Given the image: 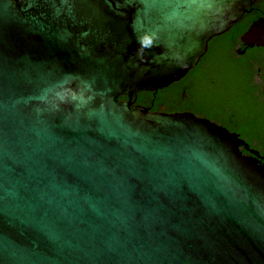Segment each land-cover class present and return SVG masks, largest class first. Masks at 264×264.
Wrapping results in <instances>:
<instances>
[{
  "label": "water",
  "instance_id": "obj_1",
  "mask_svg": "<svg viewBox=\"0 0 264 264\" xmlns=\"http://www.w3.org/2000/svg\"><path fill=\"white\" fill-rule=\"evenodd\" d=\"M256 1L0 0V264H264L258 153L133 101Z\"/></svg>",
  "mask_w": 264,
  "mask_h": 264
},
{
  "label": "trees",
  "instance_id": "obj_2",
  "mask_svg": "<svg viewBox=\"0 0 264 264\" xmlns=\"http://www.w3.org/2000/svg\"><path fill=\"white\" fill-rule=\"evenodd\" d=\"M251 9L229 32L209 43L205 58L224 59H201L197 68L181 82L158 93L141 92L133 97L135 104L149 107L151 99L156 98L152 110H159L161 105H165L172 111H190L240 133L252 147L264 154V90L254 84L259 69L262 70L264 83V50L250 52L247 59H235L232 54L241 35L253 22L264 17V8L260 11ZM229 57L234 58L226 59ZM184 89L186 98L180 103ZM230 92L241 103H230ZM121 100L127 98L122 97Z\"/></svg>",
  "mask_w": 264,
  "mask_h": 264
},
{
  "label": "flooded vegetation",
  "instance_id": "obj_3",
  "mask_svg": "<svg viewBox=\"0 0 264 264\" xmlns=\"http://www.w3.org/2000/svg\"><path fill=\"white\" fill-rule=\"evenodd\" d=\"M252 8V9H251ZM250 9L253 11V10H261L262 8H264V0H257L256 1V3L251 7ZM262 18H264V17H262ZM261 19V18H260ZM259 20V19H258ZM258 20H256V21H258ZM255 21V22H256ZM254 23V22H253ZM252 23V24H253ZM244 34V33H243ZM242 34V35H243ZM242 35H241V37H242ZM241 37H240V39H239V42L233 47V49H232V54H234V56H235V59H243L244 57H246V59H247V55L250 53V52H252V51H256V50H259V49H263L264 50V47H253V48H251V47H247L243 42H242V40H241ZM234 57H229V58H226V59H233ZM202 59H224V58H222V57H212V58H205V56L202 58ZM199 65V64H198ZM197 68V67H196ZM186 78V76L183 78V79H185ZM182 79V80H183ZM263 73H262V70L261 69H259L258 70V72L255 74V78H254V84H256V85H258V86H261V88H262V90H264V83H263ZM181 80V81H182ZM181 81H179V82H181ZM166 89H169V87L168 88H166ZM159 91H161V90H158V91H156V92H154V93H158ZM185 98H186V89H184L183 91H182V93H181V101H180V103H183V101L185 100ZM155 99L156 98H152L151 99V102H150V106L149 107H146V106H144V107H146V108H148L150 111H152V112H160L162 109H164V112L165 113H169V114H172V113H183V112H190V111H187V110H181V111H179V110H177V111H172L169 107H166L165 105H161V107H160V109L159 110H152V107H153V104L155 103ZM135 103V102H134ZM180 105V104H179ZM178 105V106H179ZM142 106V105H141ZM190 113H192V112H190ZM194 114V113H193ZM203 118V117H202ZM223 126V125H222ZM225 127V126H224ZM230 132H232V133H236V134H238L239 135V137L243 140V141H245V143H247L248 145H249V147H250V150L248 151V150H246L245 148H241V150H242V153L244 154V155H246V156H253V157H256V156H254V154L252 153V151H254V152H257L258 153V155H257V159L258 160H260L261 161V163L262 164H264V154L259 150V149H257V148H255V147H252L251 145H250V143L247 141V139H245V138H243L242 136H241V134L240 133H238V132H236V131H232V130H230L228 127H226Z\"/></svg>",
  "mask_w": 264,
  "mask_h": 264
},
{
  "label": "rangeland",
  "instance_id": "obj_4",
  "mask_svg": "<svg viewBox=\"0 0 264 264\" xmlns=\"http://www.w3.org/2000/svg\"><path fill=\"white\" fill-rule=\"evenodd\" d=\"M228 99L230 101V103H241V100H239L238 98L235 97L233 92H230V94L228 95Z\"/></svg>",
  "mask_w": 264,
  "mask_h": 264
},
{
  "label": "clouds",
  "instance_id": "obj_5",
  "mask_svg": "<svg viewBox=\"0 0 264 264\" xmlns=\"http://www.w3.org/2000/svg\"><path fill=\"white\" fill-rule=\"evenodd\" d=\"M148 41H145V46H147Z\"/></svg>",
  "mask_w": 264,
  "mask_h": 264
}]
</instances>
